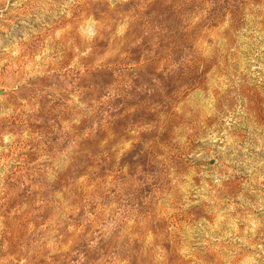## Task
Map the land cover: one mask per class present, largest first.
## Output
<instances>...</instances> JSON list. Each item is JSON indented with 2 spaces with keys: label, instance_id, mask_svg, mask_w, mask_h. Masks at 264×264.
Returning a JSON list of instances; mask_svg holds the SVG:
<instances>
[{
  "label": "rangeland",
  "instance_id": "rangeland-1",
  "mask_svg": "<svg viewBox=\"0 0 264 264\" xmlns=\"http://www.w3.org/2000/svg\"><path fill=\"white\" fill-rule=\"evenodd\" d=\"M0 264H264V0H0Z\"/></svg>",
  "mask_w": 264,
  "mask_h": 264
}]
</instances>
